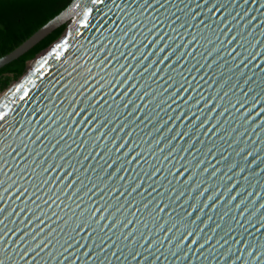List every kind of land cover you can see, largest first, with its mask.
Returning a JSON list of instances; mask_svg holds the SVG:
<instances>
[{
    "label": "water",
    "instance_id": "95a60500",
    "mask_svg": "<svg viewBox=\"0 0 264 264\" xmlns=\"http://www.w3.org/2000/svg\"><path fill=\"white\" fill-rule=\"evenodd\" d=\"M70 20L0 111V264H256L264 0H73L0 68Z\"/></svg>",
    "mask_w": 264,
    "mask_h": 264
},
{
    "label": "trees",
    "instance_id": "16d2710c",
    "mask_svg": "<svg viewBox=\"0 0 264 264\" xmlns=\"http://www.w3.org/2000/svg\"><path fill=\"white\" fill-rule=\"evenodd\" d=\"M72 1L0 0V57L23 43ZM72 23L73 20H70L56 28L25 54L0 68V92L6 91L19 81L28 71L29 62L38 53L57 42L69 30Z\"/></svg>",
    "mask_w": 264,
    "mask_h": 264
},
{
    "label": "bare ground",
    "instance_id": "6f19581e",
    "mask_svg": "<svg viewBox=\"0 0 264 264\" xmlns=\"http://www.w3.org/2000/svg\"><path fill=\"white\" fill-rule=\"evenodd\" d=\"M70 38V33L64 37V39L52 50H47L46 52H43L40 54L32 63V73L29 74L26 78H24L15 88L12 89L8 94H6L4 97L0 98V111L1 109L7 105L12 98L16 95V93L19 91L20 88H22L27 81L32 80L38 72H40L43 68H45L46 65H48L52 60H54L60 52L61 46Z\"/></svg>",
    "mask_w": 264,
    "mask_h": 264
},
{
    "label": "rangeland",
    "instance_id": "374dc122",
    "mask_svg": "<svg viewBox=\"0 0 264 264\" xmlns=\"http://www.w3.org/2000/svg\"><path fill=\"white\" fill-rule=\"evenodd\" d=\"M72 24H73V23H72ZM71 26H72V25H71ZM54 47H55V46H54ZM54 47L48 48L47 50H52ZM47 50H46V51H47ZM46 51H44V52H46ZM42 53H43V52H42ZM42 53H41V54H42ZM32 63H33V62H29V64H28V71H27V72H30L29 74L32 73V68H33V67H32ZM29 74H28V75H29ZM28 75H27V76H28ZM27 76H26V77H27ZM26 77H25V78H26ZM16 84H17V82L14 83V84H12V85H11L6 91H4V92H0V98L4 97L6 94H8L10 91H12L13 87H14V86H15V87L17 86ZM15 87H14V88H15ZM8 90H9V91H8ZM7 91H8V92H7ZM5 92H6V93H5Z\"/></svg>",
    "mask_w": 264,
    "mask_h": 264
},
{
    "label": "snow or ice",
    "instance_id": "6c2138e0",
    "mask_svg": "<svg viewBox=\"0 0 264 264\" xmlns=\"http://www.w3.org/2000/svg\"><path fill=\"white\" fill-rule=\"evenodd\" d=\"M193 243H195V241H193ZM250 255H251V256H255V255H256V252L253 251ZM260 259H264V255H262L261 257H259V258L257 259L256 264H259V260H260Z\"/></svg>",
    "mask_w": 264,
    "mask_h": 264
}]
</instances>
